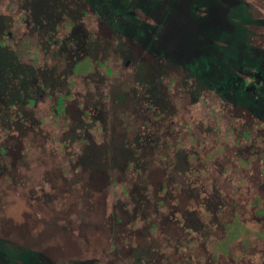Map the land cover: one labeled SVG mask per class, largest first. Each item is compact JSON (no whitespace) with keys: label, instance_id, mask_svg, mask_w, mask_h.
<instances>
[{"label":"rangeland","instance_id":"rangeland-1","mask_svg":"<svg viewBox=\"0 0 264 264\" xmlns=\"http://www.w3.org/2000/svg\"><path fill=\"white\" fill-rule=\"evenodd\" d=\"M3 250L264 264V0H0Z\"/></svg>","mask_w":264,"mask_h":264},{"label":"trees","instance_id":"trees-1","mask_svg":"<svg viewBox=\"0 0 264 264\" xmlns=\"http://www.w3.org/2000/svg\"><path fill=\"white\" fill-rule=\"evenodd\" d=\"M90 1H96V3H100V5H103L104 4V0H90ZM115 1H120V2H122L123 4H124V1L125 0H115ZM111 3H114L113 1H111ZM116 13L119 15V16H128L127 15V13H125V10H117L116 11ZM124 20H126V21H128L129 22V20L128 19H124ZM123 22V19H121V23ZM122 26L120 25V28H121ZM120 28H119V30H120ZM34 75V74H33ZM231 83H230V85L232 86V87H236L237 85L238 86H243L244 88L247 86V88H248V84H247V82H246V79L244 78V79H242V77H240V76H235L234 78H231ZM236 85V86H235ZM252 86V85H251ZM63 106H64V102L61 100V101H59L58 102V106H57V110H58V114H60L61 112H62V108H63ZM12 115H14L15 116V113L14 114H12ZM19 117V116H18ZM249 130H247V132H248ZM14 146L16 147V145L14 144ZM13 148V147H12ZM17 148V147H16ZM5 151V150H4ZM5 153H6V151H5ZM218 209H224V203H221L220 205H219V208ZM224 214H225V212H224ZM3 252L4 253H2V255L0 256V258H1V260H5V261H7L8 262V264H11V263H13L14 264V261H11L10 259L12 258L11 257V255H9L8 253H7V251H4L3 250ZM44 255V254H43ZM44 259H46V261L48 262L49 260L46 258V256L44 255ZM17 264H19V263H17Z\"/></svg>","mask_w":264,"mask_h":264}]
</instances>
